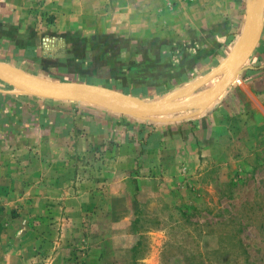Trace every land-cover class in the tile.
Masks as SVG:
<instances>
[{"label":"rangeland","instance_id":"374dc122","mask_svg":"<svg viewBox=\"0 0 264 264\" xmlns=\"http://www.w3.org/2000/svg\"><path fill=\"white\" fill-rule=\"evenodd\" d=\"M85 1L79 10L86 19L75 16L72 31L55 39L54 59L33 68L56 65L61 77L149 102L172 98L203 74L179 31L187 27L196 39L190 26L201 21L190 18L200 0H165L163 7L160 0H102L96 12ZM228 1L211 0L213 10L200 14L219 20ZM34 4L33 17L54 25L45 0ZM51 102L63 103L26 99L0 79V264H264V130L244 122L236 147L225 148L219 137L184 149L158 139L152 126L143 140L150 151L120 135L80 145L79 121H63L62 134Z\"/></svg>","mask_w":264,"mask_h":264},{"label":"crops","instance_id":"0c3cea01","mask_svg":"<svg viewBox=\"0 0 264 264\" xmlns=\"http://www.w3.org/2000/svg\"><path fill=\"white\" fill-rule=\"evenodd\" d=\"M35 1L37 0H0V62L15 66L24 72L41 78L77 82L74 78L59 76L63 72H59L56 65L54 67H51L52 65L48 67L39 65L35 68L32 65L37 60L54 59L50 51L57 44L55 39L58 35L62 37L65 32L72 31L68 24L77 21L75 16L80 15L82 17L81 21L86 19L88 12L79 10L80 7L86 6V1L45 0V7H48L49 14L52 18L55 17V24L51 27L40 22L37 17H33L31 7L35 5ZM91 1L95 7L94 12H96V9L101 7L102 0ZM164 2L165 0L159 1L162 7L165 6ZM209 8L212 9L211 0L207 2L200 0L194 9L195 13L190 18V23H195L192 17L201 21L199 26H195L196 24L190 26V28L197 27L195 29L197 30L196 39L192 35H186L187 27L179 29L185 37L184 44L188 46L189 51H186V53L193 58L197 57L198 62L204 63V68L200 69L201 74L202 72L203 74L198 76L191 86L229 58L239 48L242 38L249 31L251 21L249 0H229L222 8L220 19L216 21L213 17L203 18L208 14L206 11ZM202 9H204L203 15L205 16H202V13L200 14ZM78 25L79 23L77 27ZM193 30L190 29V31ZM160 50L162 48L157 52L159 55L165 54L164 50ZM36 69L39 70L38 73L35 72ZM224 72L217 77L220 79ZM148 77L153 78L151 75H148ZM212 81L213 79L202 86ZM78 82L96 84L88 80ZM215 84L211 86L209 84L205 90H209ZM160 85L162 83L159 82ZM17 93L26 99L34 100V97H40L27 94L18 89ZM53 101L63 102L58 104L59 106L56 102H51L52 105L56 103L54 105L56 109L53 111L55 116L53 124L61 123L62 129L60 131L64 134L66 126H64L63 121L71 117L78 120L81 128L84 129V132L78 131L76 134V137L80 140V145H88L91 143L92 138L96 140L99 137L98 134L101 136L120 135L125 139V142H135L134 140L139 139L142 143L141 150L146 152L149 150L147 147L150 145L143 144V140L148 137V131L145 130L152 126L153 128L157 127L156 129L159 130L157 131V134H159L158 139L159 137L163 141L174 139L175 142H181L184 149L190 141L192 143L197 141L199 143H213L219 137L222 138L224 148L231 145L236 147L238 127L243 126L244 122L247 124L248 130L250 125L252 128L258 127L264 130V21L259 41L242 66L240 73L233 78L226 90L217 99L194 112L199 113L193 114L194 116H190L191 113L186 114L187 116H174L166 120L162 118V115L138 116L145 120H137L129 118V116L112 113L107 108L102 110L100 106H97L99 104H95V102L83 101L82 104V101L69 99H53ZM85 103H88V105ZM78 108L80 110L77 112ZM145 133L146 136L144 137ZM147 142H150V139H147ZM254 149L251 148V150Z\"/></svg>","mask_w":264,"mask_h":264},{"label":"water","instance_id":"95a60500","mask_svg":"<svg viewBox=\"0 0 264 264\" xmlns=\"http://www.w3.org/2000/svg\"><path fill=\"white\" fill-rule=\"evenodd\" d=\"M249 5L251 8L249 31L242 38L239 48L218 68L199 79L188 89L174 94L172 98L167 100L149 102L141 97L96 84L45 79L3 62H0V79L27 94L53 99L95 102L136 116L169 115L206 107L217 99L226 90L233 78L240 73L242 66L259 41L264 21L263 0H249ZM223 71H225L223 76L212 88L194 95L196 89Z\"/></svg>","mask_w":264,"mask_h":264},{"label":"trees","instance_id":"16d2710c","mask_svg":"<svg viewBox=\"0 0 264 264\" xmlns=\"http://www.w3.org/2000/svg\"><path fill=\"white\" fill-rule=\"evenodd\" d=\"M222 226H225V228H226V227H230V224L224 223V224H222ZM225 228H223V231L225 230ZM222 238H224V237H222ZM217 252H218V250L214 251V253H217ZM245 255H247V251H245Z\"/></svg>","mask_w":264,"mask_h":264},{"label":"bare ground","instance_id":"6f19581e","mask_svg":"<svg viewBox=\"0 0 264 264\" xmlns=\"http://www.w3.org/2000/svg\"><path fill=\"white\" fill-rule=\"evenodd\" d=\"M215 78H217V77H215ZM215 78H214V79H215ZM198 94H199V93H198ZM194 95H195V93H194ZM197 97H200V96H197Z\"/></svg>","mask_w":264,"mask_h":264}]
</instances>
